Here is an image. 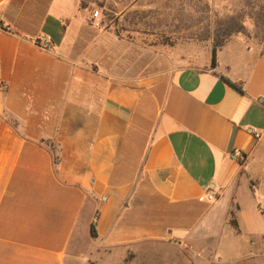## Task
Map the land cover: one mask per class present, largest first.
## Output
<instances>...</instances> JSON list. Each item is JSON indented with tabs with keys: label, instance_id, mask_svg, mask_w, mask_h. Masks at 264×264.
I'll list each match as a JSON object with an SVG mask.
<instances>
[{
	"label": "crops",
	"instance_id": "obj_1",
	"mask_svg": "<svg viewBox=\"0 0 264 264\" xmlns=\"http://www.w3.org/2000/svg\"><path fill=\"white\" fill-rule=\"evenodd\" d=\"M13 1L0 0V264H135L139 244L198 240L223 264H264V54L232 37L214 66L212 48L207 68L183 65L196 53L159 19L180 11L158 0H28L31 26L7 18Z\"/></svg>",
	"mask_w": 264,
	"mask_h": 264
},
{
	"label": "rangeland",
	"instance_id": "obj_2",
	"mask_svg": "<svg viewBox=\"0 0 264 264\" xmlns=\"http://www.w3.org/2000/svg\"><path fill=\"white\" fill-rule=\"evenodd\" d=\"M28 0H22L23 2ZM89 1V0H88ZM159 5L165 8L174 7L179 10L176 14H160L159 19L171 28L172 23L180 29L179 43L181 53H196L191 62L183 65L192 66L198 69L208 67L207 57L215 42L220 41L225 34V28L237 24L241 32L233 33L227 38L237 37L243 39L246 44L254 48L258 53L264 54V0H158ZM36 7V6H35ZM21 6L19 5L17 17H22ZM102 14V25H109L111 16L109 11L92 8ZM41 7L33 9V23L40 19ZM139 17V16H137ZM177 35V33H176ZM166 35L164 42L172 43ZM237 188H241V172L238 177ZM219 195L217 196L218 199ZM235 206L231 202L227 223L235 232H238L237 222L234 216ZM231 220L235 225L231 224ZM139 253L135 256V264H223L215 259L213 247L215 242L200 241L189 244L176 242L152 241L139 244ZM187 248L181 252L173 248ZM191 247V248H190ZM190 248V249H189ZM209 248V249H208ZM208 249L209 252L206 250ZM241 264V262L234 263Z\"/></svg>",
	"mask_w": 264,
	"mask_h": 264
},
{
	"label": "trees",
	"instance_id": "obj_3",
	"mask_svg": "<svg viewBox=\"0 0 264 264\" xmlns=\"http://www.w3.org/2000/svg\"><path fill=\"white\" fill-rule=\"evenodd\" d=\"M92 1L93 0H83V2H82V4H81V6L84 8H86L87 7V5H88V3L89 2H91L92 3ZM94 2V1H93ZM22 3V0H14L11 4H10V6H8V8H7V11H6V16H7V18L8 19H10L11 21H14L15 19H16V22H18L20 25L21 24H27L28 26H31V25H36V22L35 23H33V20L32 21H29V20H23V17H17V11H18V8H19V5ZM225 34L223 35V38L220 40V41H218V42H215L214 44H213V46H212V56H211V66H214L215 65V52H216V50L218 49V48H220L223 44H224V42L227 40V38L229 37V36H231L233 33H239V32H241V27L238 25L237 26V24H235V25H232V26H227L226 28H225ZM224 79V78H223ZM230 86H232V87H234V88H236V89H238V90H240L241 91V89L239 88V86L237 85V84H235V83H232V82H230L229 80H227V79H224ZM231 224L232 225H235L234 224V221L233 220H231ZM90 232H91V236L92 237H95L96 236V234H95V231H94V222H92L91 223V225H90Z\"/></svg>",
	"mask_w": 264,
	"mask_h": 264
},
{
	"label": "built area",
	"instance_id": "obj_4",
	"mask_svg": "<svg viewBox=\"0 0 264 264\" xmlns=\"http://www.w3.org/2000/svg\"><path fill=\"white\" fill-rule=\"evenodd\" d=\"M98 15L97 11H94L92 13V18H96ZM95 27H98V23H93ZM34 43L39 46L42 50H48L50 48V40L49 38H46L45 36L39 37L37 40H34ZM255 130H253L254 132ZM255 133V132H254ZM255 138H259V135L255 133ZM235 153H238L237 150L234 151ZM218 194L215 191H207L203 196L199 198V201L209 202L212 203L217 199Z\"/></svg>",
	"mask_w": 264,
	"mask_h": 264
}]
</instances>
